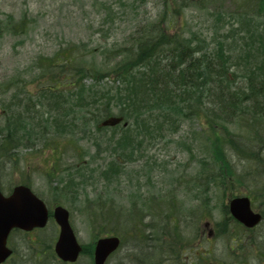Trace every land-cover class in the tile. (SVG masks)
Returning <instances> with one entry per match:
<instances>
[{
  "label": "rangeland",
  "instance_id": "374dc122",
  "mask_svg": "<svg viewBox=\"0 0 264 264\" xmlns=\"http://www.w3.org/2000/svg\"><path fill=\"white\" fill-rule=\"evenodd\" d=\"M103 1L105 0H0L1 17H4L3 14L8 13L19 16L28 12L36 20L28 36L3 35L5 37H0V128L3 126V115L14 116L15 119L22 117V120L27 121L34 119L37 129L43 128V133L39 139L35 137L31 142H24L27 146H23L22 150H16L17 162H11L0 155V183L4 184L5 187L12 183L21 182L22 171H26L28 165L34 188L43 195L50 197V189L47 188L46 180L42 177L44 171L36 166L37 160H35L34 156L37 151L50 155L52 151L50 148L54 147L53 143L55 141L63 145L64 153L58 156L59 160L57 161L62 168L72 167L77 162L78 154L75 152V145L73 146L68 142L69 140H61L60 137L50 134V130L55 125L53 119L48 117V114L54 112V110L45 107L43 109L37 108L36 114H34L33 111L26 112L21 108L20 113L24 115L21 116V114H15L16 110L13 104L8 108V105L13 103L14 99H17L16 102H22V98L25 96L21 93L29 90L35 92V100L41 98L39 95L37 96L40 93L37 91L38 83H33L34 76L38 71V57L51 55L58 49L65 47L70 41L84 43L88 50L94 49L98 54L101 49L106 47L129 44L130 36L149 17L154 16L160 7L157 0H150L146 6L139 8V12L134 13L130 7L122 5L118 0H108L113 6L116 15L107 19V9ZM237 1L216 0L208 4L205 9L191 7L185 10L183 27L186 35L194 33L197 41L200 38L202 40L207 38L209 43L212 42L215 35L222 39L220 35L226 34L231 27L234 28L230 33L228 32V43L236 42L235 57L232 56L230 60L231 63L237 64L239 56L240 65H237V68H230V73L236 74L237 81H240L239 75L240 77L243 74L249 76L248 70L254 67L252 59H250L252 64L247 67L245 66L246 60L242 59V57H248L247 55L253 50L252 40L246 33L256 26H264V22L253 21L248 15L243 19V24L240 26H230V13L234 10ZM243 4L245 3L243 2ZM218 13L221 14L219 19L215 16ZM224 19L226 23L219 28ZM255 39H258V37H255ZM102 56L104 55L99 54V56L94 58L96 61H93L92 56L87 55L84 57V62L90 66L94 63L98 66H104L106 62L109 66L113 65V53L108 55L104 64L102 62L105 58ZM86 81L89 83L93 82L90 78L86 79ZM110 84L112 83L110 82ZM18 93L21 96H18ZM41 99L44 104L48 103V100ZM75 104L76 96L73 97L72 104L73 119L76 121L77 131L87 136V133L83 131L84 129L90 130L88 125H85L84 120H88L89 116H83L84 113L89 112V109H87L89 105L87 102L81 103L82 110L78 113L76 108L80 107V105ZM63 107L67 106L64 105ZM209 116H213L211 111ZM145 119L148 120L149 118ZM152 120V122L149 121V128L155 131V140L151 142L149 147H146L143 153L145 156L148 155V157L128 165L120 179L113 178L110 186H108V198L123 214L115 227L120 229L124 238L122 248L111 258L108 264H146L145 258L147 256L154 264H157L163 254L164 258L167 256L170 258L171 253L177 251V247L172 244L177 243V240L179 241L174 231L180 232L181 242L188 245L182 251L181 260H175L174 264H204L202 260L204 253H206V258L212 264H239V258L248 260L252 264H264V226L260 227L258 232L251 231L247 233L244 236L245 240L242 242H239V237L235 238L231 234L232 232L229 231L231 227L226 229L222 236L217 235L208 240L207 232L205 237L202 236L207 220L198 222L196 216L210 210L213 214L210 221L214 228V224L222 218V204H225L226 201L228 202L230 197L246 194L252 197L257 194L261 195L259 190L261 189L262 191L264 184V169L260 170L261 174L257 176V171L259 170H255L256 167H251V163L249 164L245 160L239 159L233 152L231 154L229 152L235 168V171H233L236 175V180L235 175L225 174L220 177V182L222 183L220 185L222 187L219 188L211 180V177L214 176L210 171L215 164L214 150L212 142L207 138L202 122L188 120L183 123H177L173 127L166 125L165 131L163 129L164 136L159 131L162 126V118L157 120L152 118ZM245 122H249V118ZM258 124L262 125L263 121ZM226 125H229L230 132L236 133L242 138L249 139L250 137V140L252 139L253 134L249 132L250 127L247 124L235 120L234 122L226 123ZM118 130L121 131V126H117L115 132ZM111 131L103 130L97 136L105 139L106 134L109 135ZM160 133H162V136L158 135ZM262 133L264 134V132ZM77 138L79 139V153H82V148H86L89 154L97 152L98 149L94 138H82L81 135ZM31 144L32 146H30ZM210 146L212 152L209 148ZM105 147L103 146V148ZM33 150L37 151L33 152ZM103 158L104 156L98 160L97 157L90 158L92 164L83 167L82 180L77 181V184L83 183L86 187L87 192H89L88 196H92V193L98 188L104 187L99 172L94 170V168H98L96 164L100 165L103 162ZM134 161H137V159ZM207 169L208 171H206ZM239 174L244 175L243 183L238 181L240 179L238 177ZM213 178L215 179V177ZM228 178L231 180H228ZM250 191H253V194ZM104 194L103 191L100 195ZM140 197H142L147 210L149 206L155 210V219L150 224L161 231V235H155V237L158 238L160 244L164 241H170L171 246L169 248L171 250L167 251L166 245H159L156 248L155 242H153L154 235L152 230L145 226L150 220L148 212L146 213L147 219L145 223H142L143 227L135 231L140 233V237H133L131 234L134 231L131 229V224L127 223L132 213V204L130 202L137 201V198ZM61 198L73 213L72 222L77 229L80 240L83 243L91 242L92 230L86 221V214L79 210V207L82 208L84 205L79 203L78 200L74 201L71 193ZM88 198L93 200V197ZM160 202L166 205L168 203L170 207H172L170 204H175L177 206L176 209L182 213V218L178 215L177 226L169 227L167 220L160 215L159 210L161 211L162 208L156 207V204ZM253 206L255 210L262 211L264 207L262 199L259 197ZM194 207L196 209L193 213ZM188 213L194 214L192 219L188 217ZM139 215L141 216L140 211ZM218 223H222V221ZM173 228L174 231L172 230ZM56 231V228L53 229L49 226L41 236L45 237L46 241L51 244ZM20 239L17 238V240ZM208 250L211 251V255L207 254ZM33 260L37 264H56L57 262L52 257H47L40 262L34 254L26 255V253L22 254L20 252L18 257L9 264H33ZM217 260L219 262L215 263ZM77 264L93 263L89 256H84Z\"/></svg>",
  "mask_w": 264,
  "mask_h": 264
},
{
  "label": "trees",
  "instance_id": "16d2710c",
  "mask_svg": "<svg viewBox=\"0 0 264 264\" xmlns=\"http://www.w3.org/2000/svg\"><path fill=\"white\" fill-rule=\"evenodd\" d=\"M118 1L137 13L150 0ZM158 1L161 10L137 28L130 36V44L100 50L99 54L105 58L102 64L113 53V65L109 66L107 62L104 66L96 63L86 65L84 57L91 55L96 61L94 58L99 56L98 52L88 50L84 43L70 41L53 54L37 59L38 71L33 83H38L37 91L40 93L37 96L48 100V103L44 104L41 98L35 100V92L29 90L21 93L25 96L22 102L14 99L8 107L13 104L15 114H21V108L34 114L37 108L44 107L58 111L56 115L49 113L48 117L53 119L54 132L59 134L74 133L77 128L72 115L74 96L76 104L80 105L77 110H82L81 103L87 102L89 105V112L84 113L83 117L89 116L84 123L90 131L84 129V133L100 131L102 118L116 116L129 121L128 127H123L126 132L118 136L114 134L104 140L97 136L99 152H103L101 148L104 145V153L110 152L107 158L111 160L108 163L107 159L101 172L107 182L113 178L120 179L125 172V164L135 159L142 144L138 138L151 133L146 128L150 126L152 118H162L164 131L166 125L173 127L187 119L198 118L203 123L214 150L215 164L211 169L214 176L211 180L219 188L222 187L221 176H234L231 152L261 170L264 166V26H256L246 33L252 40L253 50L242 59L246 60V67L252 64V59L254 67L248 70L249 76L239 75L240 81H237V75L230 73V68L240 65L239 56L237 64L230 60L232 56L235 57L236 42L228 43V32L234 28L220 35L222 39L215 35L211 43L201 38L197 41L194 33L186 35L184 31L185 10L191 7L205 9L216 0ZM242 1L245 4L242 5ZM236 3L230 13V26H240L248 15L253 21L264 22V0H238ZM103 4L107 9V19L116 15L108 0ZM3 15L0 16L1 37L28 36L36 21L28 13L17 17L11 13ZM215 16L219 19L221 14ZM224 23L225 19L219 28ZM88 78L93 82H87ZM18 96L21 95L18 93ZM202 106L206 108L205 111ZM210 111L212 117L209 116ZM18 118L5 117L0 128V155L10 156L14 149L11 145L16 141L23 146L24 140H31L35 134L43 132V128L37 129L34 119L27 121ZM247 118L249 122H245ZM234 119L250 127L249 132L253 134L251 140L250 137L242 138L229 133L226 123ZM260 121H263L262 125L258 124ZM63 138L74 139L72 136ZM113 154L118 157H113ZM105 190L104 195L99 194L95 200H90L82 210L89 216L91 225L94 223L93 214L98 211L99 229L103 232L111 230L114 215H117L115 205L108 198V185ZM261 196L264 199V184Z\"/></svg>",
  "mask_w": 264,
  "mask_h": 264
},
{
  "label": "water",
  "instance_id": "95a60500",
  "mask_svg": "<svg viewBox=\"0 0 264 264\" xmlns=\"http://www.w3.org/2000/svg\"><path fill=\"white\" fill-rule=\"evenodd\" d=\"M0 205L3 206L0 220L3 222L4 238H6L7 232L13 224L28 229L30 222L40 225L44 223L43 221L46 216L44 205L28 188H16L10 198H4L0 201ZM231 211L249 226L254 225L260 218L259 215L252 212L250 200L247 197L232 200ZM56 217L62 225V233L57 244V251L61 257L74 261L79 254L80 247L69 224L68 212L63 208H59L56 211ZM3 234H0V259L2 255L5 258L9 254V252L2 249ZM119 243L120 240L117 237L101 239L96 251L97 264H104L107 256L118 247Z\"/></svg>",
  "mask_w": 264,
  "mask_h": 264
},
{
  "label": "flooded vegetation",
  "instance_id": "af4514ba",
  "mask_svg": "<svg viewBox=\"0 0 264 264\" xmlns=\"http://www.w3.org/2000/svg\"><path fill=\"white\" fill-rule=\"evenodd\" d=\"M264 223V217H263V220L261 221V223L258 225V226H261L262 224ZM256 229V227L254 228ZM254 229H246V231H253ZM38 229H35L34 231H36ZM245 230V229H244ZM168 261H170L168 264H174V260H172L171 258L169 257H166ZM204 260H206V258H204ZM65 264H71V263H65Z\"/></svg>",
  "mask_w": 264,
  "mask_h": 264
},
{
  "label": "bare ground",
  "instance_id": "6f19581e",
  "mask_svg": "<svg viewBox=\"0 0 264 264\" xmlns=\"http://www.w3.org/2000/svg\"><path fill=\"white\" fill-rule=\"evenodd\" d=\"M30 224H31V222H30Z\"/></svg>",
  "mask_w": 264,
  "mask_h": 264
}]
</instances>
